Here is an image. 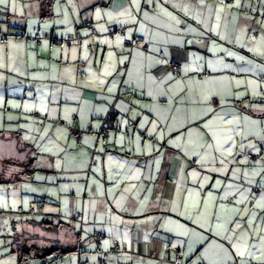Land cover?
Listing matches in <instances>:
<instances>
[{
    "label": "crops",
    "instance_id": "0c3cea01",
    "mask_svg": "<svg viewBox=\"0 0 264 264\" xmlns=\"http://www.w3.org/2000/svg\"><path fill=\"white\" fill-rule=\"evenodd\" d=\"M41 3L23 36L0 25V214L5 198L38 220L71 223L61 231L72 251L44 264H177L173 248L180 264H206V249L218 264H261L264 68L252 60L264 62V1L52 0L46 17ZM49 21L76 40H43ZM112 107L120 115L103 137ZM209 197L217 207L205 210ZM219 206L240 211L216 220ZM225 230L229 239L214 235ZM11 237L0 234V264H41L21 262Z\"/></svg>",
    "mask_w": 264,
    "mask_h": 264
},
{
    "label": "rangeland",
    "instance_id": "374dc122",
    "mask_svg": "<svg viewBox=\"0 0 264 264\" xmlns=\"http://www.w3.org/2000/svg\"><path fill=\"white\" fill-rule=\"evenodd\" d=\"M40 0H6L4 4H0V20L3 22H10L12 26V34H20L24 35L25 31V26H26V18L32 17L33 13L31 14V9L36 8L38 6V2ZM44 0H42L43 2ZM50 1V0H49ZM52 1V0H51ZM262 1V0H261ZM264 1V0H263ZM259 2V0L257 1ZM67 5V3H66ZM58 5V9H59ZM28 13H30L28 15ZM32 20V18H31ZM33 22V21H32ZM3 27H6L7 24L2 23L0 24ZM33 25V24H32ZM53 26V21L47 22L46 28L48 29V32L46 34H42L45 36L43 37V40L46 38H54L60 42V40L66 39L65 33L67 32L68 27L66 25L61 26L60 28H57L55 30ZM37 30H39V26L36 27ZM42 32V29L39 30ZM2 35L0 34V39ZM259 41V39H257ZM254 41H256L254 39ZM6 59V54L2 52V47L0 46V67L4 66ZM255 64L258 65V67H255V69L258 68H264V62L260 63L257 61L252 60ZM255 66V65H254ZM3 162V161H2ZM254 162V161H252ZM2 206H3V212L0 214V234L2 235H7V234H14L16 230H21L22 228V223H21V218L22 216L23 220H32L33 218L36 217V213H32L30 210V207L24 208V210H20V206L14 205V204H9L7 205V199L3 198L1 201ZM7 205V206H6ZM37 203L34 204L35 209H38ZM20 210V211H19ZM80 218L78 221L81 222ZM74 221V220H73ZM67 222V221H66ZM68 223V222H67ZM71 224V223H68ZM72 226V225H71ZM28 230L32 233V239L28 242V244L42 248V249H48L52 247H57L63 245L69 244V240L67 237L63 234H65L64 231H49V230H44L39 227H32L28 228ZM72 239V236H71ZM73 242V241H72ZM76 258V257H75ZM35 264H39L40 262L35 261ZM96 264H103L100 263L99 260H97Z\"/></svg>",
    "mask_w": 264,
    "mask_h": 264
},
{
    "label": "trees",
    "instance_id": "16d2710c",
    "mask_svg": "<svg viewBox=\"0 0 264 264\" xmlns=\"http://www.w3.org/2000/svg\"><path fill=\"white\" fill-rule=\"evenodd\" d=\"M233 1L234 0H226V2H228V3H233ZM254 1L257 2L258 0H254ZM259 1H261V0H259ZM51 5H52V1L51 0L50 1L49 0H44L41 3V13H42V16L43 17L49 16L48 14H49V9H50ZM5 23L8 24V25H11V23L9 21L8 22L5 21ZM113 33L114 32L111 31L110 37H113ZM37 35H39V34H37ZM36 36H35V42H36ZM70 36H74V38L71 39V40H69V37ZM40 38H41V36H40ZM75 40H76V36L74 34H70L63 41H64V43L66 45L70 46ZM41 42H42V38H41ZM133 42H134V45L132 47L138 45V40H133ZM145 46H147V45H143V47H142L143 50H148V46H147V49H145ZM172 59H175V58H170L169 60H167V65L169 66L170 70L174 74H177L179 72L180 68H181V65H180V68L178 70H176V71L172 70L171 67H170V65H169V63H170V61ZM124 67H126V64H124ZM213 99H216L217 100V102H218L217 105H215L213 103ZM211 103L216 108L220 106L219 99L216 98V97L215 98H212ZM115 110L116 109L114 107L111 108V110L109 111L108 115L105 117L103 127L106 126V125H108L106 123V120L113 113V111H115ZM119 115H120V112L118 113L117 117L114 120V126H113V128H111L109 130V133L106 136L101 132V130H102L103 127L101 128L100 133H101V135L103 137L104 136L105 137H108L109 134H110V132L115 129V121L117 120V118L119 117ZM248 157H250L251 159H254L255 158V156L253 154H249ZM30 161H29V163L25 167V169L27 170V172H32V170H33L32 161L31 162ZM20 210H21V208H20ZM31 212L33 214L35 213L34 210H32ZM81 215L82 214H78V215L73 216V220L78 221L80 219ZM54 219H56V218H54V217L52 218V217H48V216H43L40 220H38L37 218H33L32 220H30L29 223L33 227H39V228L44 229V230L55 231V232H57V231L59 232L62 228H63V230H65V229L66 230H70L71 229V225L70 224L65 223V222H62V221L58 222V221H56ZM71 232H72V230H71ZM31 234L32 233L28 229H26V228H23L21 230H16L15 233L12 234V237H11L12 244L15 247V250L18 252L19 258H20V261L21 262H25V261H29V260L34 259V260H38V261L40 260L41 261V264H44V263L50 261L51 259L61 258L64 255H66V254H68V253H70L72 251L71 248L68 245H63V244H61L60 247L57 246V247H52V248H48V249H42V248L34 247V246L28 244V242L32 239ZM98 234H101V236H102V238L100 240H96ZM103 237H104V235L101 232H97L94 235L93 239L97 243V245H100L101 244V240L103 239ZM174 249H177V248H173V250ZM113 250L116 251L114 249V247H113ZM173 250L171 249V251L177 256L176 263L177 264H180L181 261H179V258L181 259V257L178 254L179 253V250L177 249L178 252H174ZM97 252L103 254V251H102V249L100 247L97 249ZM103 260L105 261V259H103ZM100 263H101V258H100ZM102 263L104 264L105 262H102Z\"/></svg>",
    "mask_w": 264,
    "mask_h": 264
},
{
    "label": "snow or ice",
    "instance_id": "6c2138e0",
    "mask_svg": "<svg viewBox=\"0 0 264 264\" xmlns=\"http://www.w3.org/2000/svg\"><path fill=\"white\" fill-rule=\"evenodd\" d=\"M5 2H6V0H0V4H4ZM133 2L135 3L136 0H133ZM123 62L124 61L121 60V64H123ZM164 75H166L168 79L172 78L170 73H165ZM164 75L161 76V80H160L161 84H163L165 82ZM155 82H156L155 78H153L152 79V83H155ZM148 95L152 96V92L149 91ZM163 95L166 96V94H163ZM200 95H201L202 98L206 97L207 96V89L204 92H202ZM145 119H147V118H145ZM141 127H143V125H141ZM206 127H207V125H206ZM228 141H231V142H228ZM228 141H226V143L228 144V150H230L232 147L235 146V142L232 140V138L230 136L228 138ZM221 147H223V145H221ZM252 149H253V151H258V149H256L255 146H252ZM235 191L236 192H241V189L240 188H236ZM196 195H198V193ZM241 195L243 196V193H241ZM222 199H227V194H225L224 197H222ZM259 200L260 201H264V194H261L259 196ZM209 201H213V202L212 203H206L205 210L217 207V205L214 203V198L213 197H209ZM243 202H244V200L241 198V199L236 200L235 204L239 205V204H241ZM193 203H196V202L193 201ZM258 206L261 207V208H264V203H261ZM239 211L240 210L237 207L229 208V207L219 206L218 207V211L216 213H214L213 218L216 219V220H223V218H224V216L226 214H239ZM184 214L187 216L188 219H191L193 221V223H199L201 227L204 226L203 222L197 221L195 219V217H193L191 215H188L187 213H184ZM197 214H199V212H197ZM245 215H247V213H245ZM237 226H239V223H237ZM219 227H220V225H217V228H219ZM183 234L184 235H188L189 233L188 232H184ZM192 234H193V236H199L200 235V234L195 233V232H193ZM214 235H216V236H224L225 239H229L226 236V230H225V232L216 231L214 233ZM245 235H246V233H242L241 237H244ZM206 239H208V238L201 236L200 237L201 243L204 240H206ZM259 240H260V243L258 245H253V247H258L259 248V254L254 255L253 258L258 260V261H261V264H264V237H260ZM229 246H231V244ZM216 248L222 249L224 252H228V249L225 248L222 243L216 244ZM192 251H195V249H192ZM209 252H210V250L206 249L205 254L200 256V260L206 262V264H218V262L212 258V256L209 254ZM236 254L239 255L240 257H243L245 255V253L243 251H239V250L237 251ZM229 256L231 257L232 253H229ZM224 264H228V262L226 261V262H224ZM240 264H247V262L246 261H241Z\"/></svg>",
    "mask_w": 264,
    "mask_h": 264
},
{
    "label": "built area",
    "instance_id": "2783aa9c",
    "mask_svg": "<svg viewBox=\"0 0 264 264\" xmlns=\"http://www.w3.org/2000/svg\"><path fill=\"white\" fill-rule=\"evenodd\" d=\"M121 33L124 34V32H121ZM73 38H74V36H70V37H69V40H71V39H73ZM36 42H37L38 44L41 43V38H40L39 35L36 36ZM125 44H126L127 46H131V47H132V46L134 45V42L131 41V40H125ZM145 49H147V46H145ZM169 65H170V67H171L172 70L176 71V70H178V69L180 68V65H181V64H180V62H179L177 59H172V60L170 61ZM213 103H214L215 105L218 104V102H217L216 99H213ZM118 113H119V112H118L117 110H115V111H113V113L107 118L106 123H107L108 125L104 126V127L102 128V130H101V132H102L105 136L109 133V130H110L111 128H113V126H114V120H115V118L117 117ZM101 238H102L101 234H98L96 240H100ZM119 248H120V244L116 241V242L114 243V249H115V250H118ZM172 250H173V249H172ZM173 251H174V252H178L177 249H174ZM179 261H181L180 258H179ZM102 262H104L103 258H101V263H102Z\"/></svg>",
    "mask_w": 264,
    "mask_h": 264
}]
</instances>
